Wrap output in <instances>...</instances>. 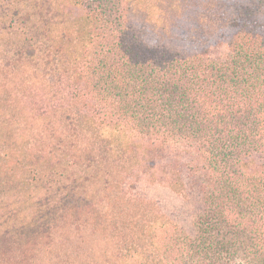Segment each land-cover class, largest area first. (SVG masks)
I'll list each match as a JSON object with an SVG mask.
<instances>
[{"label":"trees","instance_id":"obj_1","mask_svg":"<svg viewBox=\"0 0 264 264\" xmlns=\"http://www.w3.org/2000/svg\"><path fill=\"white\" fill-rule=\"evenodd\" d=\"M163 1L0 0V264H264V0Z\"/></svg>","mask_w":264,"mask_h":264},{"label":"rangeland","instance_id":"obj_2","mask_svg":"<svg viewBox=\"0 0 264 264\" xmlns=\"http://www.w3.org/2000/svg\"><path fill=\"white\" fill-rule=\"evenodd\" d=\"M169 1L172 0H165L163 1V3H168ZM2 44H3L2 40L0 39V53L2 50ZM25 93H27V91ZM26 96H28V94H26ZM27 101L29 100L27 99ZM31 101L36 102L37 105H42L39 98L33 97ZM51 120H53V118H51L50 121ZM21 132L22 134L29 135L28 128H26L24 125L20 127V133ZM29 139L30 141H32V143L34 144L37 143L32 136H30ZM50 139L51 141L56 140L53 136H50ZM22 142H24V140ZM123 180L124 181L122 188H123V192L127 196L140 200L142 199V200L155 201L158 204V208L162 213L165 212L171 214L172 217H175V219L178 221L179 224H182L181 219H184V212L193 211L194 209L193 206L187 207L185 203H182L181 197L171 193L166 187H163L158 184L149 183L145 178L129 176L127 178L124 177ZM35 191L37 190H34L33 192ZM31 194L32 192L29 193L28 191L24 192L18 190V194H15L14 197L16 198L18 197L19 204L23 206L28 204V198L30 197ZM187 225L188 224L184 222L183 226L186 227ZM65 251L62 249L61 252H63L64 254Z\"/></svg>","mask_w":264,"mask_h":264}]
</instances>
